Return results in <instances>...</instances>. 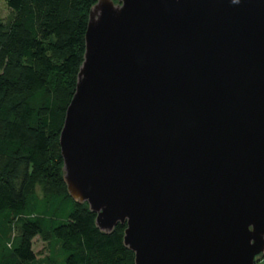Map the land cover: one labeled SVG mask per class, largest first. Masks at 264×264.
Here are the masks:
<instances>
[{"label":"water","instance_id":"water-1","mask_svg":"<svg viewBox=\"0 0 264 264\" xmlns=\"http://www.w3.org/2000/svg\"><path fill=\"white\" fill-rule=\"evenodd\" d=\"M68 195L134 264L264 255V0H97L59 135Z\"/></svg>","mask_w":264,"mask_h":264},{"label":"trees","instance_id":"trees-1","mask_svg":"<svg viewBox=\"0 0 264 264\" xmlns=\"http://www.w3.org/2000/svg\"><path fill=\"white\" fill-rule=\"evenodd\" d=\"M96 2L7 0L15 16L0 22V264H39L37 237L50 247L43 264H134L126 226L101 232L63 181L59 135Z\"/></svg>","mask_w":264,"mask_h":264},{"label":"rangeland","instance_id":"rangeland-1","mask_svg":"<svg viewBox=\"0 0 264 264\" xmlns=\"http://www.w3.org/2000/svg\"><path fill=\"white\" fill-rule=\"evenodd\" d=\"M15 14L7 7V0H0V22L8 24L14 18ZM50 247L46 238H35L33 241V251L36 256V263L43 264L48 256ZM264 255L259 257L257 262L264 264ZM256 262V263H257ZM52 264V263H48Z\"/></svg>","mask_w":264,"mask_h":264}]
</instances>
